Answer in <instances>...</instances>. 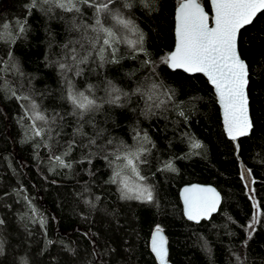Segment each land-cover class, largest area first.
<instances>
[{"label": "trees", "instance_id": "obj_1", "mask_svg": "<svg viewBox=\"0 0 264 264\" xmlns=\"http://www.w3.org/2000/svg\"><path fill=\"white\" fill-rule=\"evenodd\" d=\"M178 1L0 0V264H158L156 228L171 264H264V10L237 40L252 129L229 140L205 78L166 65ZM124 156L148 200L121 196ZM190 182L221 194L207 221L182 215Z\"/></svg>", "mask_w": 264, "mask_h": 264}, {"label": "water", "instance_id": "obj_2", "mask_svg": "<svg viewBox=\"0 0 264 264\" xmlns=\"http://www.w3.org/2000/svg\"><path fill=\"white\" fill-rule=\"evenodd\" d=\"M208 2L209 12L197 0L178 1L173 15V46L166 55V65L170 70L205 78L215 96L225 137L237 140L252 129L248 67L238 51V34L264 10V0ZM178 198L183 217L192 223L209 220L221 203L220 192L209 183L183 184ZM149 247L158 264H171L162 229L152 231Z\"/></svg>", "mask_w": 264, "mask_h": 264}, {"label": "rangeland", "instance_id": "obj_3", "mask_svg": "<svg viewBox=\"0 0 264 264\" xmlns=\"http://www.w3.org/2000/svg\"><path fill=\"white\" fill-rule=\"evenodd\" d=\"M115 33L116 31L114 26V29H109L108 36L115 37ZM77 100L81 102V98L78 97ZM117 165L118 167L116 168L115 177L120 188L119 192L121 196L123 198H130L135 200H148V198L150 197V190L143 183V179L139 175L134 163V158H131L130 156H124L121 162ZM241 177L253 206L252 218L248 223V226L246 227V236L249 237L254 228V224H256L259 217V208L252 191L251 175L247 170L242 169Z\"/></svg>", "mask_w": 264, "mask_h": 264}]
</instances>
